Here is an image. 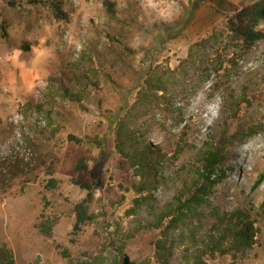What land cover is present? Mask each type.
Returning a JSON list of instances; mask_svg holds the SVG:
<instances>
[{
	"label": "rangeland",
	"instance_id": "374dc122",
	"mask_svg": "<svg viewBox=\"0 0 264 264\" xmlns=\"http://www.w3.org/2000/svg\"><path fill=\"white\" fill-rule=\"evenodd\" d=\"M256 1L0 0V164L29 165L0 177L13 264H264V48L229 30ZM211 146L227 180L176 214ZM80 157L95 189L74 236Z\"/></svg>",
	"mask_w": 264,
	"mask_h": 264
},
{
	"label": "trees",
	"instance_id": "16d2710c",
	"mask_svg": "<svg viewBox=\"0 0 264 264\" xmlns=\"http://www.w3.org/2000/svg\"><path fill=\"white\" fill-rule=\"evenodd\" d=\"M56 18L65 19L66 15L61 10L60 5H55L54 8ZM0 28L3 31V37H5V26L4 23H0ZM229 30L236 36L240 41L242 49L245 51L250 50L256 43H262L264 48V0H258L253 4L240 9L233 20L229 21ZM68 141L76 144L79 141L73 137L68 136ZM226 159L220 153V151L214 146L210 147L203 154V161L201 164V170L198 174V179L194 184L193 190L189 197L184 201H178V211L176 214H185L190 212L194 207L204 204L206 200L215 192L216 188L222 185L227 180L225 172H230L226 167ZM29 165L23 164L20 161H14L9 163H1L0 167L4 171H0V177L9 178L10 176L23 175L25 172L24 168L28 170ZM84 172H87V165L85 158L80 157L74 167L73 173L75 177L71 179V184L79 187L81 190L86 192L85 198L74 206L75 222L73 225V235L76 236L90 220L87 214L88 206L93 199L94 184L88 183L85 179ZM48 179L45 184V189L50 191L56 189L58 181L53 177V171H47ZM262 180L264 175L259 177V180L255 183L257 186ZM255 188V187H253ZM175 215L173 221L176 220ZM56 223V219L44 218L37 225L39 232L49 237L51 236L52 229ZM248 228L241 229L239 234L241 240H247ZM0 264H13L10 254L0 248Z\"/></svg>",
	"mask_w": 264,
	"mask_h": 264
},
{
	"label": "water",
	"instance_id": "95a60500",
	"mask_svg": "<svg viewBox=\"0 0 264 264\" xmlns=\"http://www.w3.org/2000/svg\"><path fill=\"white\" fill-rule=\"evenodd\" d=\"M120 264H133V263L130 261V259H129L128 256H124V257L122 258Z\"/></svg>",
	"mask_w": 264,
	"mask_h": 264
}]
</instances>
